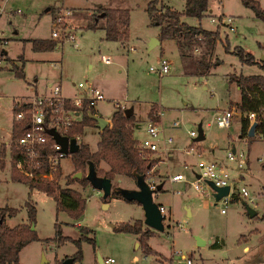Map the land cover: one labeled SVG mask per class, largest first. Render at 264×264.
<instances>
[{
	"label": "rangeland",
	"instance_id": "1",
	"mask_svg": "<svg viewBox=\"0 0 264 264\" xmlns=\"http://www.w3.org/2000/svg\"><path fill=\"white\" fill-rule=\"evenodd\" d=\"M150 1L9 2L8 8L18 4L23 8L24 14H4L0 27L5 33H0L2 37L10 38V42L0 47L7 50L8 55L15 60H19V56L29 60L24 78L16 74V67H22L21 61L14 63L13 59L7 57L8 63L0 68V207L19 209L15 216L6 218V225L14 227L28 223L26 202L32 200L37 207L35 229L40 237V240L23 248L20 254L21 264H65L79 250L76 241L82 238L83 233L94 240V245L89 240H82L83 257L74 264H100L99 255L104 262L107 258L113 259V262L105 264H184L178 260V252L189 258L191 264H264V139H246L244 144L239 137L240 118L243 114L231 102L239 101L240 92L235 82L229 80L231 74L264 75V70L258 65L244 64L232 53L236 46H240L246 53L253 54L255 60L264 61V22L255 16L251 8L243 5L241 0H208V16L201 19L184 16L189 25L200 24L208 30L219 28L220 38L209 50L210 56L206 54L207 60H211V68L206 74H201L198 72L197 60L209 48L200 38L190 46L180 44L187 55L184 59L178 56L175 42L171 40L164 39L162 45L149 47V36L158 30L157 25H150L146 12ZM257 1L264 9V0ZM159 2L171 4L178 11L182 10L184 4V0ZM100 5L105 8L128 9L130 38L127 43L104 39L102 31L83 28L87 20L82 17L90 18L89 13L92 12L96 15V9ZM53 7L71 10L79 26L75 39L60 43L46 55L47 61H58L60 64L63 61L62 68L37 63L36 60L43 55L33 50L32 43L18 40L21 37L51 38V13L60 9ZM221 14L233 18L234 31L219 27L211 21V18ZM162 48L163 55L171 60V65L169 72L160 76L149 67L159 66ZM102 56L109 57L110 63H104ZM60 81L64 95H74L79 91L74 83L98 86L104 99L95 103V110L105 118H110L113 111L118 109L114 106L117 101L134 104L139 122L134 135L139 140L148 137L145 129L149 106L159 104L162 108L160 116V110L153 105L155 111L148 119L154 118L162 129L157 139L160 146H163V139L168 137L172 138V143L167 145L169 157L163 155V161L159 165L160 174L164 176L163 190L158 191L153 200L157 204L172 207L171 216L167 209L165 211L167 219L164 221L163 231L150 228L154 233L147 243L155 250L151 254L146 256L143 253L138 236L135 238L131 233L113 229L120 222L131 223L143 218V210L138 203L113 194L103 199L102 192L89 183L74 182L77 189H84L82 196L86 199L83 215L76 220L67 211H58L53 197L38 189L31 191L28 184L12 179L13 170L25 174L16 167L11 148L6 144L13 137L14 108L18 106L15 101L20 100L22 103L21 101L29 100L28 97L35 96L36 89L40 94L44 91L49 93V83L59 84ZM227 108L234 111L231 126L228 129L219 128L215 123V116L220 110ZM199 123L204 139L197 141L189 133L195 131L198 134ZM99 139L98 129L87 126L83 128V140L80 143L83 141L93 149ZM3 144L6 145V157L1 155ZM233 148L237 152L243 150L245 165L242 167L237 166V159L229 161L227 158V153ZM156 154L150 153L151 157ZM199 161L226 165L230 177L239 179V183L234 181L236 187L245 185L249 189L255 205L250 203L248 206L258 214L255 217L247 214L246 200H234L226 207V213L221 214V203L214 205L213 199L208 196L199 198L188 183H170L168 177L176 172L182 173L191 181L198 170ZM2 162L4 168L1 167ZM102 167L103 164L100 165ZM74 170L75 163L72 155H69L62 160V176L56 182L63 187L66 178L76 174L71 175ZM84 171L85 174L87 167ZM45 177L50 181L57 180L53 174ZM147 180L161 182L155 171L148 173ZM112 182L113 187L136 188L135 180L129 177H116ZM56 223L61 235L56 230ZM142 225L147 227L143 221ZM81 227H87L93 232H83ZM252 230L256 231H253L249 240L251 250L244 253L242 237ZM196 236L206 244L198 246ZM217 239L219 242L223 240L224 245L221 248L210 247V242L215 243Z\"/></svg>",
	"mask_w": 264,
	"mask_h": 264
},
{
	"label": "trees",
	"instance_id": "2",
	"mask_svg": "<svg viewBox=\"0 0 264 264\" xmlns=\"http://www.w3.org/2000/svg\"><path fill=\"white\" fill-rule=\"evenodd\" d=\"M243 5L251 8L255 16L264 22V9L260 6L257 0H241ZM96 15H91L87 24L89 29L103 28L105 30V38L111 41H120L124 43L129 35V11L128 9L105 8L100 6L97 9ZM208 0H185L184 9L182 12L176 11L170 7L160 4L159 0H151L146 12L152 24L159 27L158 37L160 40L175 39L176 42L183 46H190L194 42H198L200 38L208 45V51L199 56L197 60L198 72L203 74L211 66V60H207L206 54L210 56L211 50L217 40L220 38L219 28L216 30H208L199 25H189L182 21L185 17H194L201 19L208 16ZM104 13L103 16H100ZM103 20V23H99ZM227 38V37H226ZM35 51H53L56 49L58 42L52 39H33L31 40ZM238 59L249 65H258L264 70V61L255 60L253 54L246 53L240 46H236L232 51ZM16 74L24 78V66L20 69L16 67ZM229 80L235 82L240 91V102L237 104L238 109L243 114L240 118L241 132L240 138L247 137L250 127L249 120L245 117L248 112H255L256 126L255 134L257 137L264 139V76L261 74L244 75L231 74ZM20 107H15L14 112L19 111ZM155 111L153 106L149 112V117ZM81 119L77 121L66 133L70 138H75L76 135L83 134L85 126H96V121L90 118V114H95L93 106L88 107L86 101L83 102L81 108ZM152 120H155L152 118ZM137 124L132 113L125 116L123 111L115 109L111 115L110 123L102 131H100V139L96 145V150L91 151L89 146L80 143L79 151L71 154L75 163V170L84 171L87 163L90 161L94 164L96 172L100 176H106L110 180L116 177H129L135 179L136 176L143 175L147 177L149 171L161 159L159 157L146 158L141 156L138 147V139L134 135V130ZM29 128L27 120H14L12 135L13 139L19 138ZM254 137H248L251 140ZM54 140L50 137L48 142L42 149V153L47 154L50 151V146ZM2 157H6V145L1 148ZM21 158L18 151L12 153V160L16 163ZM103 167L100 168V165ZM4 162L1 167L4 168ZM33 176L29 177L18 170H13L12 179L29 184L30 189H39L47 195L53 197L57 204L58 211H67L72 218L79 219L83 215L86 199L82 193L71 187H62L56 181L61 178V167L57 170H51L45 158L36 170H33ZM54 175L55 179L50 181L46 179V175ZM78 181L82 184H88V180L84 177L68 179V183ZM115 197L123 198L122 195L113 191ZM124 199V198H123ZM127 201V200H126ZM134 202V201H129ZM28 212V223H22L14 227L6 225L8 216H15L19 209L11 207H0V264H21L20 254L23 248L29 243L40 240V237L33 227L37 223V207L36 204L29 200L26 202ZM256 215H254L255 217ZM56 230L61 235V230L56 223ZM83 232H90L87 227H81ZM114 231L131 233L138 236L141 242V249L144 254L149 255L152 249L147 243L150 236L153 235L149 227H143L142 221L136 219L133 222H120L113 227ZM93 232V231H92ZM82 240H89L94 245V240L87 238L84 233L82 238L76 241L79 250L74 255V263L81 260L83 257ZM217 248L216 244L212 245Z\"/></svg>",
	"mask_w": 264,
	"mask_h": 264
},
{
	"label": "built area",
	"instance_id": "3",
	"mask_svg": "<svg viewBox=\"0 0 264 264\" xmlns=\"http://www.w3.org/2000/svg\"><path fill=\"white\" fill-rule=\"evenodd\" d=\"M5 9V2L0 4V12ZM212 22H215L217 26L226 27L230 31H234L233 18L231 16L218 15L216 18H211ZM53 27L51 39L60 43L75 39L76 30L79 28L76 18L73 16L72 11L65 8H60L55 11L53 16ZM8 44V39L3 38L0 33V45L4 46ZM57 45V46H58ZM132 49V48H130ZM5 49L0 47V68L3 64L8 63ZM101 60L104 63H109L110 58L102 56ZM150 70L156 71L158 75H163L169 70V62L167 59H160L158 67L150 66ZM77 87L83 90L81 95L73 98H68L63 95L61 84L57 82H50L48 88L50 92L48 94L34 96L32 99L18 103L17 107H20L19 111L15 113L14 120L22 121L27 120L29 122V128L16 140H7L6 144L11 148V154L14 151H18L21 158L16 162V167L22 170L26 175L33 176V170H36L45 158L50 166L51 170H57L61 167L62 160L69 156L62 150L61 144L54 140L53 136L49 134V129H55L60 135L68 136L66 133L68 130L81 119V108L83 102L86 101L88 107L95 105L97 101L104 99L102 91L94 87L89 83L80 82ZM114 106L120 108L122 111L125 106L120 102H115ZM159 114V113H158ZM234 112L228 109L220 110L215 116V123L217 127L228 129L231 126ZM257 114L255 112H248L245 117L249 120L250 124L255 122ZM175 125V123H174ZM147 138L139 140L138 147L140 154L146 158H152L150 153H157L154 157H160L161 155L167 156L169 154L167 145L172 143V138L168 137L163 139V146L158 143V137L162 132L159 127V123L154 120H149L146 126ZM191 137H197L198 134L195 131H190ZM54 140V143L50 146V151L47 154L42 153V149L48 142L49 138ZM69 137V136H68ZM70 138V137H69ZM80 142V135L75 137ZM244 144H246L247 137L242 138ZM149 153V154H146ZM148 155V156H147ZM229 161H235L237 159V166L242 167L245 165L243 150L241 151H229L227 153ZM197 172L193 174V179L189 181L183 174L178 173L170 175V183L183 181L188 183L193 190L198 193V197L202 198L208 196L214 201V205L218 202L221 203V214L226 213V207L234 200H246L245 206L248 204L255 205V200L250 196V192L245 185L236 187L235 180L229 175V171L226 165H222L217 162L199 161L197 163ZM149 172H153L150 170ZM48 176V175H46ZM198 176V177H197ZM146 181L149 184L150 189L153 191V197L158 193L156 190L157 183ZM212 182L215 186H229L228 194L222 196L219 200H216L213 196L214 190L209 186L208 182ZM178 192V191H177ZM160 211L164 216V221L167 219L165 214L166 208L159 205ZM178 260L184 264H191V260L187 258L183 253L178 252ZM174 255V253H173ZM113 262L112 258H107L105 263Z\"/></svg>",
	"mask_w": 264,
	"mask_h": 264
},
{
	"label": "water",
	"instance_id": "4",
	"mask_svg": "<svg viewBox=\"0 0 264 264\" xmlns=\"http://www.w3.org/2000/svg\"><path fill=\"white\" fill-rule=\"evenodd\" d=\"M99 7V6H98ZM104 13H101L100 16H103ZM155 44H158V41L155 38H151V42L149 44V47L154 46ZM133 108L129 107L123 110V113L125 116H128L130 113H132ZM90 118L94 119L96 121V127L99 128L100 131H102L106 126L109 125V120L102 117L100 114H90ZM255 126L256 122H253L249 129H248V137H253L255 135ZM49 134H51L55 141H57L62 146L63 152L66 154H73L80 149V143L76 138H69L65 135H60L55 129H49ZM204 134L203 130L201 129V126L198 125V136L195 138V140H203ZM75 178H82L83 172L78 171L75 175ZM84 177L88 180L89 184L100 190L102 192L103 199H107L108 196L111 195L113 191H116L122 195V197L127 201H134L141 205L143 210V223L156 231H163L164 230V216L160 211L159 205L154 202L153 200V191L150 189L148 182L146 181V178L143 175H139L135 177V184L136 188H124V187H113V182L106 176H100L97 174L95 166L92 162L87 163V171L84 174ZM198 177V176H197ZM209 186L214 190L213 196L216 200H219L222 196H225L228 194L229 186H215L212 182H208ZM161 185L156 186V190L160 191ZM246 212L250 217H254L256 214V211L249 206H246ZM35 229V227H33ZM197 240V245L202 246L206 242L199 238L198 236L195 237ZM98 261L100 264H104L103 259L101 256H98ZM65 264H74V258H70L65 261Z\"/></svg>",
	"mask_w": 264,
	"mask_h": 264
},
{
	"label": "crops",
	"instance_id": "5",
	"mask_svg": "<svg viewBox=\"0 0 264 264\" xmlns=\"http://www.w3.org/2000/svg\"><path fill=\"white\" fill-rule=\"evenodd\" d=\"M5 2V9H4V11L1 13L0 12V22H1V20H2V18H3V16H4V14H6L7 13V15H9V14H12V15H15L16 13H19V14H24V10H23V8H21V7H19V6H17V5H15L14 7H9L8 8V5H9V2H10V0H0V4H2V3H4ZM184 2H185V0H184ZM162 5H164V6H167V7H170V8H172V9H174L173 8V6L170 4H168V3H164V2H162L161 3ZM100 6H102V5H100ZM99 6V7H100ZM53 8H64V7H53ZM183 9H184V4H183V8H182V10H179V12H182L183 11ZM72 10H76V9H72ZM174 10H176V11H178L177 9H174ZM88 13V12H87ZM208 13V12H207ZM52 21H53V16H54V13H53V11H52ZM130 14V13H129ZM89 15L91 16V15H93V12L92 13H89ZM130 16V15H129ZM82 18H84V20H87V22H86V24H85V26H83V28H85L86 26H87V24H88V22H89V20H90V18L88 17V18H86V17H82ZM149 18V17H148ZM89 19V20H88ZM102 21L103 20H99L98 22L99 23H102ZM149 21H150V18H149ZM182 21H184L185 22V20H184V18H182ZM129 24H130V18H129ZM150 25H152V23H151V21H150ZM156 26V25H155ZM158 27V26H157ZM95 30H98V31H102L103 33H104V39H106L105 38V30L103 29V28H98V29H95ZM16 31V33L17 34H19V31L18 30H15ZM0 32H2L3 34L2 35H4V33H5V31L2 29V27H0ZM158 33H159V27H158V30L157 31H155L153 34H151L149 37L150 38H155L157 41H158V44H155V45H162L163 43H164V40H160L159 39V37H158ZM82 34H84V31H82ZM3 38H5V37H3ZM129 35H128V39L125 41L126 43L128 42V40H129ZM7 39V38H6ZM9 40H8V43L10 42V38H8ZM33 39H35V38H19L18 40H20V41H24V40H27L29 43H32V42H30L31 40H33ZM37 39H51V38H37ZM168 40H171V41H173V42H175V45H176V47H177V51H178V56H180L181 57V59H184L185 58V56H187L186 54H185V49L183 48V47H181L177 42H176V40L175 39H168ZM118 42H120V41H118ZM124 42V43H125ZM121 44H123L122 42H120ZM32 48H33V44H32ZM151 48V47H150ZM34 50V49H33ZM5 51V54H6V56L8 57V58H11V59H13L14 60V63H18V61H21V63H22V66H24V72H25V70H26V66H27V61L29 60V59H25L24 57H22V56H19V60H15L13 57H11V56H9L8 54H9V52L7 51V50H4ZM35 51V50H34ZM35 52H39V54H41V55H43V56H41L40 58H39V60H36L37 61V63H41L42 65H47V66H50V67H53V65L56 67V66H59V67H63V61H61V64L60 63H57L58 61H47L48 59H46V55H47V53H49L50 51H35ZM164 49L162 48V54L160 55V59H167L168 60V62H169V69H170V65H171V60L169 59V58H167V57H165L164 55ZM212 54V53H211ZM47 63H49V64H47ZM110 63V62H109ZM109 63H106V64H109ZM211 68V67H210ZM209 70L210 69H208L207 70V72H209ZM168 72H169V70H168ZM167 72V73H168ZM207 72H205L204 74H206ZM251 75V74H250ZM25 76H26V72H25ZM162 76V75H161ZM264 76V75H263ZM61 82V81H60ZM59 82V84H61V87H62V90H63V84H62V82L60 83ZM236 84V83H235ZM37 86V85H36ZM74 86H75V88H78L77 87V84L76 83H74ZM96 87H98V86H96ZM99 88V87H98ZM237 88H238V86H237ZM79 89V91L78 92H76L74 95H67L66 94V92H65V94L66 95H64V96H66V97H68V98H73V97H76V96H78V95H81L82 93H83V90L82 89H80V88H78ZM238 90H239V88H238ZM45 92V91H44ZM39 93V91L36 89V93L34 94L35 96H40V95H44V94H48V92H45V93ZM240 92V91H239ZM63 93V92H62ZM34 96H30V97H28L29 98V100L30 99H32ZM25 101H28V100H25ZM25 101H21V102H25ZM15 102H17V104L20 102V100H18V101H15ZM240 102V98H239V101L238 102H231V103H234L235 105H237L238 103ZM129 102H124L123 103V105L125 106V108H129V107H132L133 108V111H132V114H133V116H134V118H135V121H136V124H137V126H136V128L137 127H139V125H138V117H137V111L135 110V105L134 104H131V105H129L128 104ZM153 105H155L159 110H160V112H159V115L161 116V110H162V108L159 106V104H153ZM153 105H150L149 107V111H148V113H147V120L149 121L150 119H148V117H149V112H150V110H151V108H152V106ZM238 106V105H237ZM94 108H95V105H94ZM228 109V108H227ZM96 111V110H95ZM234 112V111H233ZM96 113L97 114H100L99 112H97L96 111ZM101 115V114H100ZM102 116V115H101ZM103 117V116H102ZM105 118V117H104ZM111 118V117H110ZM110 118H106L107 120H109V123H110ZM13 123H14V121H12V130H13ZM199 125L201 126V123H199ZM87 127H95L96 129H98V134L100 133V130H99V128H97L96 126H87ZM85 128V127H84ZM240 132H241V124H240ZM134 134H135V132H134ZM100 135V134H99ZM239 137H240V133H239ZM254 138L255 137H257L256 136V134L253 136ZM12 138V137H11ZM80 138L83 140V134H81L80 135ZM260 138V137H259ZM260 139H262V138H260ZM99 141V140H98ZM80 143V142H79ZM81 143H83V141L81 142ZM98 143V142H97ZM84 144V143H83ZM97 145V144H96ZM90 148V147H89ZM90 150L91 151H94V150H96V147L95 148H90ZM231 151H234V148L231 150ZM158 155V154H157ZM169 155L170 154H168L166 157H169ZM162 156L163 155H161L159 158L161 159L162 158ZM162 161H163V158L161 159V161H159L155 166H153L152 168H151V170L154 172H157V176H159L160 177V179H161V182H157V185H161V189H160V191L161 190H163V186H164V180H163V175H161L160 174V171H159V165L162 163ZM83 172V175H84V172L85 171H82ZM75 173H77V171L76 170H74L73 171V173L71 174L72 176L75 174ZM179 172H176V173H174V174H178ZM174 174H172V175H174ZM182 174V173H181ZM69 177V176H68ZM66 178V180H65V185L63 186V187H71V188H74V189H77V187L75 186V185H73L74 184V182L73 183H68V179L69 178ZM72 178H75V177H72ZM120 179H122L123 177H119ZM235 180H239V179H235ZM75 182H78V181H75ZM180 183H182L183 181H179ZM179 182H173V183H179ZM78 183H80V182H78ZM183 183H186V182H183ZM27 184V183H26ZM28 186H29V184H28ZM30 188V187H29ZM85 188V187H84ZM31 191H34V190H36V189H30ZM39 190V189H38ZM78 191H80L82 194H83V190L84 189H82V190H79V189H77ZM249 190V189H248ZM41 191V190H40ZM250 192V191H249ZM45 193V192H44ZM84 197V196H83ZM158 205H162V206H164L167 210H168V212H169V214H170V216H171V205L170 206H166L165 204H158ZM141 206V205H140ZM142 208V207H141ZM258 214V212H256V214L255 215H257ZM143 219H144V215H143V218H141L140 220L141 221H143ZM78 226H80V224H78ZM114 227V226H113ZM253 231L254 230H252V231H249L246 235H244L243 237H242V242L244 243L243 244V246H242V251L244 252V253H247V252H249L251 249H250V246H249V240L252 238V233H253ZM256 231V230H255ZM254 231V232H255ZM134 235V234H133ZM135 236V238L137 237V235H134ZM221 242H219V240L217 239L216 241H215V243H213V242H210V247H212V245L213 244H216L218 247L217 248H221L223 245H224V242H223V240H220ZM206 244V243H205ZM204 244V245H205ZM153 251H155L152 247H150ZM147 256V255H146ZM104 264H105V262H104Z\"/></svg>",
	"mask_w": 264,
	"mask_h": 264
}]
</instances>
